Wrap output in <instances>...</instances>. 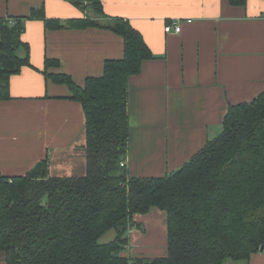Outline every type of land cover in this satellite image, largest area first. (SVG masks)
<instances>
[{
    "label": "trees",
    "instance_id": "16d2710c",
    "mask_svg": "<svg viewBox=\"0 0 264 264\" xmlns=\"http://www.w3.org/2000/svg\"><path fill=\"white\" fill-rule=\"evenodd\" d=\"M69 1L86 16L47 19L38 9L31 18H43L48 28H109L124 38V56L107 60L103 74L83 85L66 73L49 74L83 104L86 172L50 175L42 160L25 175H0L6 264H224L264 251V91L230 105L222 132L177 170L132 176L121 165L130 140L128 80L155 55L128 19L105 13L101 0ZM24 29L23 19L0 17V100L11 96V76L31 65ZM49 65L58 67L59 60L47 58ZM154 208L166 218L165 253L126 255L134 215ZM110 230L114 237L101 242Z\"/></svg>",
    "mask_w": 264,
    "mask_h": 264
},
{
    "label": "crops",
    "instance_id": "0c3cea01",
    "mask_svg": "<svg viewBox=\"0 0 264 264\" xmlns=\"http://www.w3.org/2000/svg\"><path fill=\"white\" fill-rule=\"evenodd\" d=\"M101 2L107 15L128 19L155 55L128 80L130 140L124 161L130 175L177 170L222 132L230 105L253 101L264 91V0ZM38 9L47 19L86 16L69 0H0V17L23 19L21 39L29 45L31 62L11 76V96L0 100V175H25L42 160L50 175H82L84 107L71 98L67 84L49 74L66 73L83 85L103 74L107 60L124 56V38L101 26L48 28L43 18H31ZM173 21L182 23L181 32L165 30ZM19 54L25 57L26 49ZM47 58L58 59L59 66L47 67ZM156 217L166 224L157 208L134 215L128 248L154 253L161 247L165 253L166 232ZM245 262L264 264V251ZM0 264H6L3 256Z\"/></svg>",
    "mask_w": 264,
    "mask_h": 264
},
{
    "label": "rangeland",
    "instance_id": "374dc122",
    "mask_svg": "<svg viewBox=\"0 0 264 264\" xmlns=\"http://www.w3.org/2000/svg\"><path fill=\"white\" fill-rule=\"evenodd\" d=\"M166 219V218H165ZM155 220L157 221V223H158V225H159V227H164L165 228V232H166V224H165V222H163V219H159L158 217H156L155 218ZM163 223H164V225H163ZM114 235H115V231L114 230H110V231H108L106 234H104L102 237H101V239H100V241L101 242H106V241H108V240H110V239H112L113 237H114ZM166 237V236H165ZM163 241V243H165V246H162V248L163 249H165L166 248V239H163L162 240ZM138 247H141L140 245H138ZM161 248V247H160ZM159 248V249H160ZM135 249H137V250H135ZM157 250L156 252H150V253H143V249L142 250H140L139 248H134V247H132V246H129V248H127V249H125V254L127 255V254H132V255H139V256H142L143 254L144 255H146V256H150V257H153V256H159V255H163V251H161V250ZM224 264H246V262L244 261V260H233V259H228Z\"/></svg>",
    "mask_w": 264,
    "mask_h": 264
},
{
    "label": "built area",
    "instance_id": "2783aa9c",
    "mask_svg": "<svg viewBox=\"0 0 264 264\" xmlns=\"http://www.w3.org/2000/svg\"><path fill=\"white\" fill-rule=\"evenodd\" d=\"M182 29V23L179 21H173L172 23H169L166 25L165 30L167 32L175 31V32H181ZM122 166H125V161L121 162ZM128 248V246H127Z\"/></svg>",
    "mask_w": 264,
    "mask_h": 264
}]
</instances>
